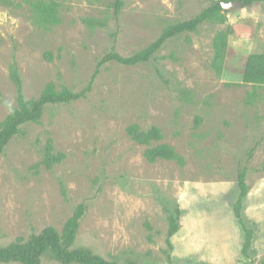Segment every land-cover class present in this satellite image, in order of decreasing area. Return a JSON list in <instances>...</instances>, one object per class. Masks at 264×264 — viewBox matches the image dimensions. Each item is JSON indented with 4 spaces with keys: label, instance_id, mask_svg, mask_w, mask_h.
Returning <instances> with one entry per match:
<instances>
[{
    "label": "rangeland",
    "instance_id": "374dc122",
    "mask_svg": "<svg viewBox=\"0 0 264 264\" xmlns=\"http://www.w3.org/2000/svg\"><path fill=\"white\" fill-rule=\"evenodd\" d=\"M31 0H0V126L16 104L10 77L37 97L49 83L77 91L113 50L130 56L171 24L215 0H53L59 22L37 23ZM228 26V55L213 66V39ZM264 52V1L241 5L167 40L149 61L105 63L86 97L49 104L20 126L0 155V245L45 226L60 231L85 205L74 240L130 264H264V84L242 81L243 58ZM159 128L182 156L148 162L129 125ZM50 139L61 161L42 163ZM253 149L249 156V151ZM247 162L241 214L253 230L249 255L233 211L237 170ZM165 206L181 209L166 243ZM0 264H18L15 262ZM41 264H59L44 257Z\"/></svg>",
    "mask_w": 264,
    "mask_h": 264
},
{
    "label": "trees",
    "instance_id": "16d2710c",
    "mask_svg": "<svg viewBox=\"0 0 264 264\" xmlns=\"http://www.w3.org/2000/svg\"><path fill=\"white\" fill-rule=\"evenodd\" d=\"M221 1L215 0L193 17L183 21L176 22L166 27L161 34L150 42L145 48L135 52L130 56H122L116 51H109L98 59L86 85L73 91L67 88L56 90L54 85L49 83L39 93L37 97H25L22 93L21 80L18 74V67L14 63L10 70V77L17 86L16 104L9 106V112L0 126V155L3 153L6 145L18 132L20 126L28 122L37 121L46 105L60 104L75 101L86 97L91 90L96 76L101 67L108 62H117L122 65L133 66L144 63L154 55L155 52L170 38L189 31H195L199 25L207 20L217 17L222 11ZM244 6L252 3L262 2L264 0H238ZM30 5L33 9V17L37 23L53 25L59 22L58 3L53 0H31ZM114 18H118L122 0H112ZM233 31L231 26L226 30L218 32L213 39L214 58L213 66L220 70L225 58L232 54V49L228 47L227 37ZM242 81L253 84H264V52L250 53L243 58ZM130 138L145 146L143 156L148 162H154L157 159L174 160L182 165L184 160L176 150L169 144L159 142L162 134L158 127L151 126L148 129H141L138 125L132 124L126 128ZM253 149L249 151V156ZM63 153H53L50 139L46 143L45 153L42 163L50 168L54 163L61 161ZM245 160L237 170L238 196L233 204L235 217L244 232V242L242 254L249 255L253 239V230L249 228L243 220L241 208L243 198L248 192L246 175L248 172L247 162ZM85 205L79 204L72 215L64 222L60 231L52 226H45L38 233L30 234L26 239L18 238L8 244L0 245V262H15L18 264H41L44 257H49L59 264H130L127 262H116L104 259L90 248L85 246H75L74 240L77 234L79 222L85 213ZM168 217V232L166 243L169 249L172 248L171 237L179 228V218L181 209L178 206H165Z\"/></svg>",
    "mask_w": 264,
    "mask_h": 264
},
{
    "label": "water",
    "instance_id": "95a60500",
    "mask_svg": "<svg viewBox=\"0 0 264 264\" xmlns=\"http://www.w3.org/2000/svg\"><path fill=\"white\" fill-rule=\"evenodd\" d=\"M220 3H221L222 11L232 10L242 5V3L238 0L221 1ZM224 5H228V6L225 7Z\"/></svg>",
    "mask_w": 264,
    "mask_h": 264
},
{
    "label": "clouds",
    "instance_id": "9594fccd",
    "mask_svg": "<svg viewBox=\"0 0 264 264\" xmlns=\"http://www.w3.org/2000/svg\"><path fill=\"white\" fill-rule=\"evenodd\" d=\"M225 7H227L228 5H224Z\"/></svg>",
    "mask_w": 264,
    "mask_h": 264
}]
</instances>
